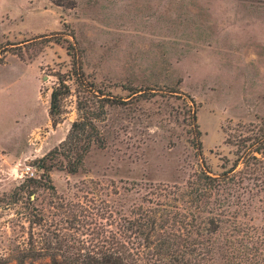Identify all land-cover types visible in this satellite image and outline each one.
<instances>
[{"label": "rangeland", "instance_id": "1", "mask_svg": "<svg viewBox=\"0 0 264 264\" xmlns=\"http://www.w3.org/2000/svg\"><path fill=\"white\" fill-rule=\"evenodd\" d=\"M59 1L67 6L0 0V264H17L29 244L45 252L46 241L63 243L59 255L83 252L79 217L72 222L56 208L77 202L81 181L182 189L202 161L211 173L222 163L228 169L236 157L228 134L264 119V0ZM66 39L81 51L95 94L109 98L96 122L102 142L91 144L77 172L53 168L55 193L37 190L28 212L12 194L25 173L39 174L33 161L76 117L74 97L56 125L48 116L54 74L71 69ZM250 202L238 221L264 229V191Z\"/></svg>", "mask_w": 264, "mask_h": 264}, {"label": "trees", "instance_id": "2", "mask_svg": "<svg viewBox=\"0 0 264 264\" xmlns=\"http://www.w3.org/2000/svg\"><path fill=\"white\" fill-rule=\"evenodd\" d=\"M52 2L67 6L66 1ZM69 2V7H73L74 1ZM68 36L73 38V33ZM66 42L71 69L54 74L58 81L49 94L48 116L52 125H56L68 113V98L74 97L76 117L66 137L33 161L39 174L25 173L12 194L14 204L24 198L20 204L28 212L33 209L31 196L37 190L55 193L49 175L53 168L77 172L91 144L102 142L96 122L103 101L109 98L95 94L99 91L94 89L93 82L86 80L82 70L81 51L72 41L66 39ZM71 76H74V89L68 83ZM80 89L91 95L83 99ZM95 97L102 102L99 111L95 108ZM243 128L234 130L226 139L236 146L231 166L226 169L222 163L225 169L215 174L202 161L182 189L175 184L133 183L119 190L113 186L114 181L112 188L94 179L81 181L76 191L80 201L57 203L56 208L68 214L72 222L79 217L81 235L86 237L82 240L83 252L72 257L59 255L63 247L60 241L43 242L45 252L36 251L37 245L29 244L20 253L17 264H36L45 256L48 262L39 264H264V229L237 219L247 213L251 199L264 191V119ZM195 130L199 135L197 125ZM197 148L201 155L200 141ZM240 165L243 168L237 169ZM104 196L111 199L107 201ZM27 220L39 224L34 219Z\"/></svg>", "mask_w": 264, "mask_h": 264}, {"label": "built area", "instance_id": "3", "mask_svg": "<svg viewBox=\"0 0 264 264\" xmlns=\"http://www.w3.org/2000/svg\"><path fill=\"white\" fill-rule=\"evenodd\" d=\"M29 169H30V167H29V166H27V167H26V170L24 169V171H25V172H28L27 170H29ZM28 174H29V175H31V176H34V173H33V172H31V173H28Z\"/></svg>", "mask_w": 264, "mask_h": 264}]
</instances>
